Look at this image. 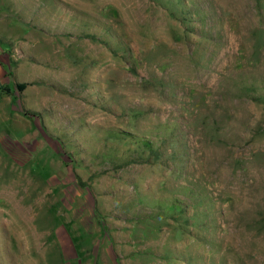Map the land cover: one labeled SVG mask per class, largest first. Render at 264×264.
Returning a JSON list of instances; mask_svg holds the SVG:
<instances>
[{
    "label": "rangeland",
    "instance_id": "obj_1",
    "mask_svg": "<svg viewBox=\"0 0 264 264\" xmlns=\"http://www.w3.org/2000/svg\"><path fill=\"white\" fill-rule=\"evenodd\" d=\"M180 1L0 0V264H264V0Z\"/></svg>",
    "mask_w": 264,
    "mask_h": 264
},
{
    "label": "trees",
    "instance_id": "obj_2",
    "mask_svg": "<svg viewBox=\"0 0 264 264\" xmlns=\"http://www.w3.org/2000/svg\"><path fill=\"white\" fill-rule=\"evenodd\" d=\"M205 2L209 4L210 0H190V3L181 0L180 9L176 8L171 12L172 14H175L179 11V13L181 14L180 18L182 19V22H185L190 17H192L190 19L193 20V16H196V21H200V25H198L197 27H193L191 31L194 32V34H196L201 40L219 44L222 41L220 34H218V31L216 30L215 32H212V28L214 30L215 25L211 23L206 24L205 22L206 18L208 17L215 21L214 15L209 10L203 8ZM209 14H211V16ZM256 30H258L257 32L259 40L261 38L260 34H262V30L260 28H257ZM263 83V75L256 74L250 75L247 78H241L239 80H237L235 77L232 79L231 83H227L225 86L227 87L228 93H230V96L232 97L231 99L235 101L234 105L246 104L253 106H264V90L260 89V85ZM24 85L25 84L22 83L16 84V89L19 91L24 87ZM262 87L264 88V86ZM23 113L27 114V111L23 110ZM162 134L156 135L157 137H159V143L147 137H138L136 135L130 136L132 138V142L138 143L139 147H142V151L146 153H140L136 159L135 157H131L130 155H128V159H125L126 162H140L148 164L158 163L167 166V162H169V160H171L172 158H175L177 152L176 150H173V147L171 151L168 152L169 147L167 145H164L167 142L169 135H165L164 133ZM75 179L78 184H81L78 177H76ZM159 209L160 212L152 211V213L147 214L146 217H162L161 215L163 210L171 217L172 211L184 212L186 210L179 199L173 200L172 202L168 203L167 207H159Z\"/></svg>",
    "mask_w": 264,
    "mask_h": 264
},
{
    "label": "crops",
    "instance_id": "obj_3",
    "mask_svg": "<svg viewBox=\"0 0 264 264\" xmlns=\"http://www.w3.org/2000/svg\"><path fill=\"white\" fill-rule=\"evenodd\" d=\"M11 128L13 129L12 125H11ZM2 148H4V143L0 141V149L2 150ZM3 152H4L3 154H5V152H7V151L3 150ZM5 156H6V157H9L8 155H5ZM6 157H3V158L1 159V161L3 160L2 162H5V159H4V158H6ZM9 158H11V156H10ZM11 160H12V159H11Z\"/></svg>",
    "mask_w": 264,
    "mask_h": 264
}]
</instances>
